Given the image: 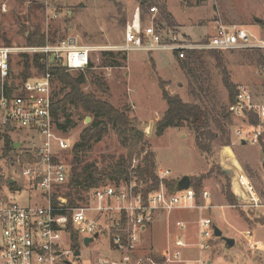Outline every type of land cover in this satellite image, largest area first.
Segmentation results:
<instances>
[{
	"label": "rangeland",
	"instance_id": "rangeland-1",
	"mask_svg": "<svg viewBox=\"0 0 264 264\" xmlns=\"http://www.w3.org/2000/svg\"><path fill=\"white\" fill-rule=\"evenodd\" d=\"M148 5L142 7L139 0H0V46L31 47L27 45L26 36L36 31L45 33L52 41L74 37L83 45L119 46L124 40L126 24L138 8L143 23L148 24L152 16L149 7H157L155 18L160 19L161 5H165L171 14L173 27L178 28L190 41H201L212 34L218 15L226 24H237L255 31L264 26L263 24L258 27L252 22L253 17H258L263 19L264 23V7L261 0H150ZM47 44L53 43L48 41ZM249 52L251 51L222 52L221 56L225 60L232 83L237 87L248 86L259 92L264 90V69L250 57ZM23 55L29 57L28 79L39 74L32 63L35 55L23 52L13 54V80L19 86L17 93L28 80L21 75L26 62ZM118 57L121 66L105 67L102 52H95L90 62L94 66V72L106 82L107 92L104 93L102 88L94 86L90 80L84 90L94 92L99 98L109 101L118 109L123 107L129 109L128 115L139 121L146 134L148 146L156 153L158 169L171 171L166 180L207 175L213 170V174L207 176L203 184V190L210 194V198L198 201L200 205L206 203L213 205V208L192 211L193 223L187 221L185 231L178 230L173 218L174 222L171 224L164 222L165 230L163 224H155L154 228L143 236L142 244L133 254L134 261H140L141 264H157L152 255L161 256V251L171 248V242L178 236L188 242L198 243L200 241L198 221L201 217L212 219L215 226L222 231L223 237L235 239V246L229 249L222 239L214 237L210 242L209 251L201 252L197 247H193L191 251L185 252L189 257L211 259L212 264H264V226L259 224V220L264 218V151L259 145L246 143L243 146L236 134L238 130L247 133L254 129L234 119L230 128L231 138L233 136L232 145L216 146L212 157L197 150L195 136L187 127L170 128L163 136H156L155 125L168 108L162 97L160 82H164L165 87L172 94L180 96L184 102L193 103L194 98L187 75L180 68V62L172 52L151 54L135 52L127 55L125 59L122 58V54ZM204 61V74L209 77L216 95L221 102H228L229 94L216 67V61L207 55L204 56ZM78 72L80 71L72 73ZM60 89L61 85L55 80L54 93H59ZM65 118L73 119L78 126L70 129L67 134H61L73 140L76 145L82 129L90 124L86 122L88 117H85L80 109L70 107ZM151 122H154L152 133L149 131ZM26 135L27 133L22 131L12 133V139L23 145L9 157H3V142L0 141V174L7 180H14L15 183V188L8 185L1 188L0 206L3 200L20 206L43 202L37 191L30 190L28 177L23 174L24 164H21L20 156L22 151L30 149ZM70 155L72 160V153ZM123 155H126V150L119 145L115 130L110 127L109 134L88 153L87 161L107 167ZM218 166L230 177L233 191V182L240 183L237 190L243 189L246 198L243 197L239 201L240 195L234 191L238 206L227 205L223 194L225 179L218 174ZM214 195L218 197L215 199ZM222 197L226 206H223ZM93 206H96V203ZM240 210L244 211L246 216H242ZM176 213V219L182 220H188L191 214L187 211ZM164 218L165 216H160L156 221ZM247 231L252 232L251 241L258 244L260 249L250 247L245 236ZM80 252V264H100L99 259L114 260L118 264H123V256L120 260L119 254L111 251L105 236L96 240L90 247L82 245Z\"/></svg>",
	"mask_w": 264,
	"mask_h": 264
},
{
	"label": "built area",
	"instance_id": "built-area-1",
	"mask_svg": "<svg viewBox=\"0 0 264 264\" xmlns=\"http://www.w3.org/2000/svg\"><path fill=\"white\" fill-rule=\"evenodd\" d=\"M264 7V0H261ZM157 7H151V22L143 23L138 8L127 22L124 40L119 46H89L74 37H67L56 44L13 48L0 46V132L6 128L26 130L36 136L38 142L27 149L31 161L24 164L23 174L28 177L30 190L37 191L43 202L29 206L11 204L3 200L0 206V264H80V251L87 238L96 240L105 236L110 249L123 255V264H141L134 261L133 254L142 244L143 235L160 216H169L176 211L210 209L198 204L192 187L180 192H170L164 181L170 170L158 169L162 181L158 190L147 198L135 193L137 183L107 184L87 194V202L72 207L66 197L71 172L73 140L65 138L58 130L54 115L55 76L49 69L54 64L68 71L85 70L93 54L118 52L124 55L135 52H172L185 59L191 51H256L264 50V26L259 31L237 24H226L218 15L214 31L201 41H190L176 27L158 24ZM45 55L46 72L28 79L17 93L7 96L5 83L10 76L13 54ZM233 119L254 131H236L240 141L251 145H264V90L253 91L248 86H239L236 101L229 107ZM203 200L210 198L203 192ZM96 203V206L93 204ZM180 231L187 224L176 222ZM200 241L196 245L178 236L173 248L165 256L166 263L212 264L210 259H185L183 251L192 246L201 252L211 249L215 223L210 218L199 221ZM253 234L246 233L249 245L260 249L251 241ZM93 242V243H94ZM91 243L90 245H92ZM100 264H118L99 259ZM158 264V263H157Z\"/></svg>",
	"mask_w": 264,
	"mask_h": 264
},
{
	"label": "trees",
	"instance_id": "trees-1",
	"mask_svg": "<svg viewBox=\"0 0 264 264\" xmlns=\"http://www.w3.org/2000/svg\"><path fill=\"white\" fill-rule=\"evenodd\" d=\"M149 1L139 0V3L142 7H145L149 4ZM161 10V17L156 22L173 27V18L166 6L161 5ZM254 18L252 22L256 25L264 24L256 23ZM26 41L29 46L39 47L47 45L48 41L56 44L60 40H49L45 33L36 31L30 32L26 36ZM221 53L219 51H191L187 52L185 59H179L175 54L180 62V68L187 75L194 102H184L180 96L172 94L165 87L164 82H160L162 97L168 108L155 125L156 136H163L170 128L187 127L195 136L197 150L208 157L214 156L216 146L232 145L233 136L231 138L230 128L233 126L234 119L230 114L229 107L236 101L238 87L232 83ZM119 54L121 53L102 52L104 66L111 68L121 66ZM205 55L216 61V67L229 94L226 103L221 102L212 88L211 82H209V77L204 74ZM249 55L264 69V50L251 51ZM122 56V58H126V55L122 54ZM23 57L26 58V62L24 72L21 75L27 80L30 77L27 71L29 57L27 55H23ZM32 63L39 74L46 72L47 58L45 55L36 54ZM93 67L90 62L85 70H81L76 74L55 64L49 69L50 73L55 76V80L61 85L60 92L54 93L53 105V115L58 130L62 134H67L70 129L78 126L73 119L65 118L70 107L80 109L85 117L92 118V122L82 129L80 140L72 151L73 159L70 162L71 172L66 197L72 207H77L87 202V194L94 189L104 187L107 184L130 186L133 182H136L138 187L135 189V193L143 194L147 198L150 193L158 190L162 183L157 175L156 153L148 146L146 134L140 127L139 121L128 115V108L118 109L109 101L99 98L94 92L84 90L88 80H90L94 86L102 88L104 93L107 92L106 82L94 72ZM13 77L11 62L10 76L5 83L6 94L10 97L19 89ZM64 118L65 120L62 122ZM110 127L115 130L118 143L126 150V155L120 156L116 162L107 167L88 162V153L109 134ZM14 131L11 128H6L4 133L0 132V141L3 142V157H9L16 151L15 142L10 135ZM261 148L264 151V145ZM26 153L27 151H23L20 156L21 164L31 161V156ZM217 169L218 174L225 179L223 194L227 204L231 207L238 206V199L231 186L230 177L222 172L219 166ZM212 174L213 170L207 175L191 176V187L196 192L198 201L203 199L204 181L207 176ZM177 183L178 180L172 179L164 182L170 192L176 191ZM4 185L15 188V183L10 184V180L5 179L0 174V190ZM240 213L242 216H246L244 211L240 210ZM259 224L264 226V218L259 220ZM152 257L156 263L166 264L165 258L157 255H152Z\"/></svg>",
	"mask_w": 264,
	"mask_h": 264
},
{
	"label": "crops",
	"instance_id": "crops-1",
	"mask_svg": "<svg viewBox=\"0 0 264 264\" xmlns=\"http://www.w3.org/2000/svg\"><path fill=\"white\" fill-rule=\"evenodd\" d=\"M124 39V38H123ZM141 53H143V52H141ZM129 55V54H128ZM127 56V55H126ZM128 61H129V56H128ZM17 131H22V132H24V133H27V135H26V137H27V139L29 140L28 141V143L30 144V146H32V145H34V144H37V142H38V140H37V138H36V136H34V134L33 133H31V132H29V131H26V130H16V131H14L13 133H15V132H17ZM10 135H12V133H10ZM14 142H15V144L16 143H19L20 145H19V147L20 146H22L23 144L22 143H20V142H17V141H15V140H13ZM241 144L243 145V146H245L242 142H241ZM18 147V148H19ZM230 149V148H229ZM15 150H18V149H15ZM230 151L232 152V150L230 149ZM23 152V151H22ZM233 153V152H232ZM159 168V167H158ZM191 177V176H190ZM172 179V178H171ZM172 180H178L179 181V179L177 178V179H172ZM238 184H240V183H237V181L235 182H233V187H234V191H236V193H238L239 195H240V197H239V201H240V199L242 200L243 199V197H245L244 195H245V193L243 192V189H240V191H238L237 190V185ZM215 196V199H216V197H218V195H214ZM214 196H212L213 198H214ZM223 198V200L221 199V201H223V206H226V204H225V201H226V199H225V201H224V197H222ZM246 198V197H245ZM255 202H257L256 200H254ZM205 202V201H204ZM226 203H227V201H226ZM202 205H206V203H203ZM228 205V204H227ZM207 206H211V208H213V205H207ZM210 208V209H211ZM209 209V210H210ZM195 210H198V209H192V210H180V211H187V212H191V214H189V216H188V220H182V219H176L177 218V213L176 212H179V211H176V212H174L173 214H170L169 216H167V217H165L164 219H162V220H159V221H156L151 227H149L148 229H147V232L146 233H148L149 232V230L152 228H154V225L155 224H157V223H160V224H163V229H164V222H166L167 224H171L172 222H174V221H182V222H184V223H186L187 224V221H189V222H191V223H193V221H192V211H195ZM204 211V210H203ZM172 218H173V220H172ZM200 219H202L201 217H200ZM200 221V220H199ZM199 221H198V224H199ZM160 228V227H159ZM160 230L162 231V228H160ZM165 230V229H164ZM179 230V229H178ZM153 231V230H152ZM247 232H250V231H247ZM246 232V233H247ZM145 233V234H146ZM246 233H245V236H246ZM252 233V232H251ZM145 234L143 235V236H145ZM200 234V233H199ZM223 234V233H222ZM200 236V235H199ZM152 240H153V238H152ZM190 240H192L191 238H190ZM192 243V242H191ZM197 243H192V245H196ZM91 246V245H90ZM89 246V247H90ZM155 246V245H154ZM168 247H169V245H168ZM193 247H195V246H192V248ZM172 248H173V242H171V248H166L164 251H161V256L160 257H163V258H165V256L168 254V252L170 251V250H172ZM192 248H188V249H185L184 251H183V255H184V257H185V259H192V260H194V258H192V257H189V255H187V254H185V252H187V251H191L192 250ZM190 249V250H189ZM111 251H113V252H116V253H118L119 254V256H120V260H121V258H122V254L121 253H119V252H117V251H115V250H111ZM186 255H187V257H186ZM211 260V259H210ZM111 262H115L114 260H112ZM159 264V263H158Z\"/></svg>",
	"mask_w": 264,
	"mask_h": 264
},
{
	"label": "water",
	"instance_id": "water-1",
	"mask_svg": "<svg viewBox=\"0 0 264 264\" xmlns=\"http://www.w3.org/2000/svg\"><path fill=\"white\" fill-rule=\"evenodd\" d=\"M254 20L258 24L263 23V19H261V18L255 17ZM86 122L91 123L92 118L88 117L86 119ZM153 127H154V122H151L150 128H149L150 133H152ZM243 144L245 145V142H243ZM19 145H20L19 143H16L15 149H18ZM263 168H264V161H263ZM227 173H229V172H227ZM13 183H14V180H10V184H13ZM190 187H191L190 176H183L177 183L176 191L177 192L185 191V190H188ZM214 235H215V237L222 239V241L225 243L227 248L231 249L235 246V239L223 237L222 231L216 226L214 227ZM98 237H99V235L96 234L95 238H87L84 242V245L86 247H89L90 244L94 242V239H97ZM76 255H80V251H77Z\"/></svg>",
	"mask_w": 264,
	"mask_h": 264
}]
</instances>
